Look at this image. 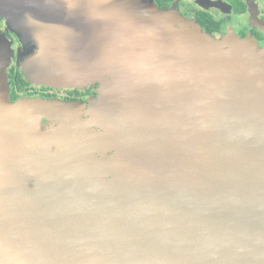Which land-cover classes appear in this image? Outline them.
I'll list each match as a JSON object with an SVG mask.
<instances>
[{
	"label": "water",
	"instance_id": "water-1",
	"mask_svg": "<svg viewBox=\"0 0 264 264\" xmlns=\"http://www.w3.org/2000/svg\"><path fill=\"white\" fill-rule=\"evenodd\" d=\"M0 13L37 46L28 81L98 85L88 120L76 102L12 103L0 37V264H264L254 39L151 0H0Z\"/></svg>",
	"mask_w": 264,
	"mask_h": 264
},
{
	"label": "flooded vegetation",
	"instance_id": "flooded-vegetation-1",
	"mask_svg": "<svg viewBox=\"0 0 264 264\" xmlns=\"http://www.w3.org/2000/svg\"><path fill=\"white\" fill-rule=\"evenodd\" d=\"M160 9L178 10L189 21L197 22L207 33L224 38L233 31L241 38L254 39L264 50V0H151ZM209 1L217 6L205 7ZM0 37L4 38L11 50V60L7 68L10 85V101L16 103L21 100L37 98L64 102H76L84 105L82 112L84 120L89 119L88 108L98 96V85H88L85 88H53L42 84H35L27 80L22 73L21 62L31 49L22 43L18 34L12 30L9 20L0 13ZM53 120H43L42 128L50 129ZM55 123V122H54Z\"/></svg>",
	"mask_w": 264,
	"mask_h": 264
},
{
	"label": "rangeland",
	"instance_id": "rangeland-1",
	"mask_svg": "<svg viewBox=\"0 0 264 264\" xmlns=\"http://www.w3.org/2000/svg\"><path fill=\"white\" fill-rule=\"evenodd\" d=\"M173 10V9H172ZM175 11H177L178 13H179V11L178 10H175ZM180 14V13H179ZM183 16V15H182ZM184 17V16H183ZM186 19V18H185ZM187 20V19H186ZM189 21V20H188ZM203 30V29H202Z\"/></svg>",
	"mask_w": 264,
	"mask_h": 264
},
{
	"label": "crops",
	"instance_id": "crops-1",
	"mask_svg": "<svg viewBox=\"0 0 264 264\" xmlns=\"http://www.w3.org/2000/svg\"><path fill=\"white\" fill-rule=\"evenodd\" d=\"M216 37V36H215Z\"/></svg>",
	"mask_w": 264,
	"mask_h": 264
}]
</instances>
